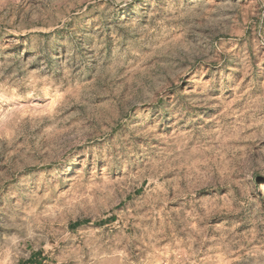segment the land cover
<instances>
[{"label":"rangeland","instance_id":"rangeland-1","mask_svg":"<svg viewBox=\"0 0 264 264\" xmlns=\"http://www.w3.org/2000/svg\"><path fill=\"white\" fill-rule=\"evenodd\" d=\"M264 264V0H0V264Z\"/></svg>","mask_w":264,"mask_h":264},{"label":"crops","instance_id":"crops-1","mask_svg":"<svg viewBox=\"0 0 264 264\" xmlns=\"http://www.w3.org/2000/svg\"><path fill=\"white\" fill-rule=\"evenodd\" d=\"M37 262H35L34 264H36ZM29 264H31V263H29Z\"/></svg>","mask_w":264,"mask_h":264}]
</instances>
